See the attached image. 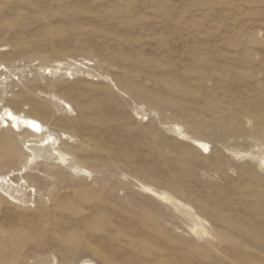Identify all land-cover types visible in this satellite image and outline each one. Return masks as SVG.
<instances>
[{"label":"rangeland","instance_id":"1","mask_svg":"<svg viewBox=\"0 0 264 264\" xmlns=\"http://www.w3.org/2000/svg\"><path fill=\"white\" fill-rule=\"evenodd\" d=\"M5 107L0 264H264V0H0Z\"/></svg>","mask_w":264,"mask_h":264},{"label":"bare ground","instance_id":"2","mask_svg":"<svg viewBox=\"0 0 264 264\" xmlns=\"http://www.w3.org/2000/svg\"><path fill=\"white\" fill-rule=\"evenodd\" d=\"M0 126H2L4 130L7 131L16 130V129L20 130L21 128H23L24 130L32 134H36L39 137V141L37 142L29 141L26 144L27 151L30 152V155L28 157L29 162L32 163L37 159H42V160L45 159L50 161L52 160L53 162L65 164L74 171L84 172L87 174L90 173L89 169L79 166L73 160V158H70L67 155V153L62 152L60 149L56 147V144L58 143L57 138L46 133L47 128L45 124H43L39 119L29 115L17 113L13 109L9 107H5L2 110H0ZM195 145L197 146V148H201V149L207 148L208 146V144L204 141H198L197 144ZM10 154L12 155L15 154V148L10 147ZM12 173L9 172L6 175H0V197L4 196L6 193H9V189L10 188L13 189L14 185H16L12 179L13 176ZM14 190L16 189L14 188ZM9 194L12 196L11 193ZM197 230H198L197 232H203L204 228H199ZM80 264H94V263L82 262Z\"/></svg>","mask_w":264,"mask_h":264}]
</instances>
